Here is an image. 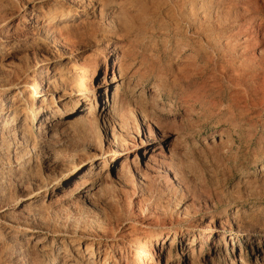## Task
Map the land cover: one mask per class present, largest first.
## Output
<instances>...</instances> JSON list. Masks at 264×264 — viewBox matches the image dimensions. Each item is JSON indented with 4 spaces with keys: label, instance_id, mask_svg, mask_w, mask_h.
Here are the masks:
<instances>
[{
    "label": "rangeland",
    "instance_id": "1",
    "mask_svg": "<svg viewBox=\"0 0 264 264\" xmlns=\"http://www.w3.org/2000/svg\"><path fill=\"white\" fill-rule=\"evenodd\" d=\"M71 11L84 15L69 25L56 18L58 44L43 38L41 25ZM11 37L19 46L8 45ZM245 37L259 39L249 44ZM113 41L125 44L121 50L132 64L126 80L133 84L123 85L124 102L106 125L97 117L93 144L109 155L112 139L128 152L115 168L108 159L90 200L72 198L71 208L63 202L24 213V194L59 180L47 177L44 167L8 170L16 164L14 150L22 148L18 140L0 149V264H59L64 250L58 255L52 245L60 242L72 258L88 245L87 251L100 247V258L106 254L113 262L121 247L129 262L149 264L148 251L166 249L176 230L183 242L193 233L203 236L191 264H241L234 258L242 246L245 264H256L246 214L264 218V0H0V101L18 66L32 65L33 79L55 61L83 73ZM188 44L200 46L203 59L186 62L193 53L181 48ZM134 84L143 89L140 97L133 95ZM221 130L230 141L225 152L202 145ZM140 134L155 143V159L147 165L136 155ZM15 230L45 239L21 249L11 240ZM75 232L79 241L68 243ZM219 234L234 238V253L231 240L229 250H215ZM173 262H179L176 252Z\"/></svg>",
    "mask_w": 264,
    "mask_h": 264
},
{
    "label": "bare ground",
    "instance_id": "2",
    "mask_svg": "<svg viewBox=\"0 0 264 264\" xmlns=\"http://www.w3.org/2000/svg\"><path fill=\"white\" fill-rule=\"evenodd\" d=\"M81 15L84 14L79 11H71L58 17L49 18L40 27L43 38L54 45L58 44V33L61 31L54 28L56 18L67 23L68 20L79 19L78 17ZM29 17L31 18V16ZM35 23V27L38 28L36 26L38 22L36 21ZM257 39L259 38L245 37L244 41L250 44L252 40L257 41ZM16 40V37H11L8 40V45L12 47L19 46L15 42ZM124 45L120 41L107 43L108 51L103 52L102 59L94 61L91 65H84L83 73H78L76 66L55 61L48 66L41 67L37 78L33 79L29 73L33 66L28 64L22 67L20 65L17 68L15 78L4 88L5 92L0 101V149L8 148L9 144L11 145L17 140L22 144L20 151L14 150L16 164L9 165L8 170L35 173L39 172L41 169L39 167H44L46 168V174H48L47 177L52 175L55 180H59L54 181L52 184L43 182L24 194L25 201L22 202V212L26 213L38 206L47 207L63 202H66V206L70 207L71 203L68 201L72 198H75V200L83 199V201L88 199L91 192L97 189L101 176L105 173L104 165L108 159H111L110 161L115 168L117 163L113 162L128 152L119 145L120 143L112 141V139L107 144L109 155L107 152L102 153L93 144V137L99 126L97 117L101 116L104 123L105 121L108 122L116 114L118 107L123 104L125 99L122 97V89L127 82V72L132 64L128 62L129 54L126 49L123 48L121 50ZM181 50H191L193 53L186 56V59H188L185 60L186 62H190L193 59L194 62H197L199 59H203L204 55L200 53V46L188 44L183 46ZM119 54L120 56H118ZM137 70L139 72V68ZM85 71L89 73L88 76ZM97 77L98 81L93 83V88H91L89 82ZM131 81L132 78L128 80V85L129 83L130 85L133 84ZM131 90L133 95L137 97H140L143 92L140 84H134ZM159 98L152 95V102L159 101ZM161 109L166 110L165 108ZM163 113L165 112L163 111ZM143 116L140 115L141 120H143ZM139 137L138 145L135 148L137 151L136 155L138 159H145V164L147 165L148 162L155 159V153L151 152L155 147V143L150 135L140 134ZM202 145L211 149L218 148L219 150L217 149V151L225 152L229 148L230 141L226 138L225 132L221 130L218 133L206 136L202 141ZM59 185H61V189L55 196L54 190ZM246 220L251 227L247 230V239L250 243V248L254 250L255 263L264 264V218L255 211L248 215L246 214ZM150 221L146 225L150 224ZM132 227L133 225H129L126 228L128 233L134 231ZM76 234V232L70 234L72 238H70L68 243L79 241L76 238ZM224 236H219L218 242L214 244L215 250L221 249L222 246L226 247V251L229 250L228 242L231 240L232 253H234V238L231 237L229 239ZM25 237L28 239L24 241ZM36 237H38L37 233L33 230H25L22 233L15 230L12 233L11 240L17 241L18 246L24 249L29 248L31 245L39 244V240L45 239V237L41 236L35 242L33 240ZM165 238L167 239L168 236ZM202 238V235L193 233L190 241L183 242L179 232L176 230L166 249H163L164 245H162L159 251L154 248L148 251L149 264H175L173 262L175 252L178 255V264H181L182 257H185V264H191V258L193 259L196 256L194 245ZM44 246L46 245L44 244ZM88 249L89 247L86 245L84 250L78 252L81 255L79 256L80 258H72L71 255L73 256V254H70V250H66L62 242L58 245L57 243L52 245V251L58 255L64 250V253L58 257L59 264H123V261H125V264H136V261L129 262L127 254L122 253L121 247L118 248V252L116 250L118 255L115 256L113 262L106 257V254L103 258H100V247L97 250L87 251ZM85 253H87L86 259L84 258ZM246 253L247 250L242 246L240 253L238 256L236 254L234 260L245 264ZM226 255L228 256V253ZM227 256L223 259H226ZM75 261L77 262L75 263ZM210 264H214V262L211 261Z\"/></svg>",
    "mask_w": 264,
    "mask_h": 264
}]
</instances>
